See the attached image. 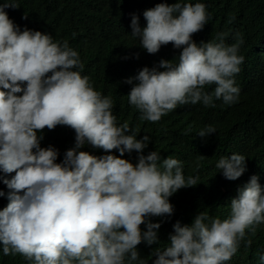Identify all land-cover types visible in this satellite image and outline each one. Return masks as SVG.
<instances>
[{
  "label": "clouds",
  "instance_id": "obj_1",
  "mask_svg": "<svg viewBox=\"0 0 264 264\" xmlns=\"http://www.w3.org/2000/svg\"><path fill=\"white\" fill-rule=\"evenodd\" d=\"M28 4L23 7L33 23L51 16ZM9 7L19 9L15 2L0 4V171L15 175L3 180L9 190L8 204L0 210L3 254H20L31 264H125L126 259L133 264L140 258L137 245L158 243L161 225L150 218L171 216L169 198L196 186L199 177L185 180L177 159L167 157L161 164L156 151L143 154L150 137L138 140L127 122L117 126L112 99L100 83L94 87L82 59L99 48L93 72L116 71L126 97L119 116L158 122L180 105L215 107L214 98L235 104L243 39L236 34V43L226 45V34L219 33L197 44L192 36L208 19L203 3L106 0L100 11L108 27L106 42L91 41V50L81 53L67 40L54 42L52 35L28 25L26 16L11 20ZM125 40L132 42L128 61ZM169 43L182 49L178 63L166 55ZM211 85L209 94L204 88ZM58 125L76 134L60 163L58 150L42 148L43 136H38ZM215 131L209 125L198 135ZM86 143L119 156L79 151ZM133 151L136 164L121 158ZM213 178L221 183L217 191L229 216L201 212L190 226L177 221L164 249L153 252L154 264H227L252 242L259 249L249 248L256 253L253 264H264V166L253 163L249 169L246 156L229 149ZM259 227L258 239L246 242V229L254 234Z\"/></svg>",
  "mask_w": 264,
  "mask_h": 264
},
{
  "label": "trees",
  "instance_id": "obj_2",
  "mask_svg": "<svg viewBox=\"0 0 264 264\" xmlns=\"http://www.w3.org/2000/svg\"><path fill=\"white\" fill-rule=\"evenodd\" d=\"M106 0H0V4L15 2L19 9L6 8L8 17L15 20L18 16H26L25 22L28 25L39 28L44 34H50L54 42L67 40L71 48L79 52L91 50V41L102 45L106 42L108 27L103 22L101 8ZM182 3H203L206 6L207 23L202 31L193 34L192 39L199 44L215 39L219 33H225V44L236 43V34L243 39L238 55L244 57V62L239 66L240 72L235 75V85L239 87L240 94L238 101L232 105H225L222 100L213 99L215 107H205L202 103L196 105H180L178 109L164 115L158 122L138 120L135 115L123 114L125 101L124 90L117 86L119 81L115 78L116 71L110 70L103 76L100 68L93 72V62L100 55V49L91 57H84V68L90 74V81L96 88L100 83L106 96L113 101L112 113L116 116L117 126L127 122L136 138L142 139L144 135L150 137V142L143 154L146 156L152 151L160 155L159 163L163 159L172 157L181 162L185 180L189 176L199 177L197 185L178 190L170 198L174 212L171 216L151 217L152 223H160L157 230L158 243L149 246L141 242L136 246L139 253V260L133 264H154L157 258L153 255L156 249L163 250L165 241L171 232L174 233L173 225L179 221L181 226L191 225L195 216L205 212L208 216L226 219L229 215L223 214L222 194L217 188L221 185L218 178H213L215 167L229 149H236L243 153L248 161L249 169L253 163L264 166V0H172ZM26 3L39 12H49L50 17L40 23H33L28 20L25 11ZM29 5V4H28ZM27 5V6H28ZM10 9V10H9ZM129 55L132 52V42L124 41ZM182 49H175L172 43L166 45L168 58L178 63V55ZM115 67H120L121 62H113ZM48 75H51L49 73ZM215 85L207 86L204 91L211 94ZM213 126L215 133L200 137L198 133L206 126ZM131 134V133H126ZM40 142L42 148L53 146L58 150L57 163L63 160L66 150L75 145V131L68 126H56L54 130L45 128ZM79 151H86L91 155L100 157L106 154L119 156V152L113 150L105 153L102 149L94 148L85 144ZM137 153H125L123 159L136 164ZM203 156V158H201ZM15 173L4 174L0 171V191L5 193L0 196V210L7 206L8 188L3 183L4 179H11ZM203 177V178H201ZM208 179L211 180V186ZM208 182V183H207ZM205 183H207L204 187ZM201 187V188H200ZM141 231H146V225H140ZM260 227L255 233L246 229V242L248 239H258ZM123 230V229H121ZM167 233H170L167 235ZM252 247L241 248L231 264H253L252 257L257 245L252 242ZM254 247V248H253ZM251 248L254 250L252 253ZM227 263V264H228ZM0 264H31L20 254L5 256L0 243ZM125 264H127V259Z\"/></svg>",
  "mask_w": 264,
  "mask_h": 264
}]
</instances>
